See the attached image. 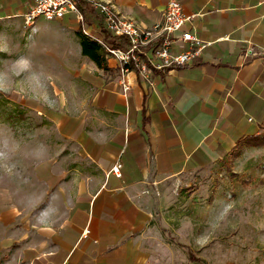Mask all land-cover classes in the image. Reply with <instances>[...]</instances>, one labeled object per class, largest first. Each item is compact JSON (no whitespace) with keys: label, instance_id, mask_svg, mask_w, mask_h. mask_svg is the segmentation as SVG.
<instances>
[{"label":"crops","instance_id":"crops-1","mask_svg":"<svg viewBox=\"0 0 264 264\" xmlns=\"http://www.w3.org/2000/svg\"><path fill=\"white\" fill-rule=\"evenodd\" d=\"M102 1L149 30L170 0ZM179 1L195 15L182 31L211 44L187 65L150 63L148 79L138 70L123 75L114 56L109 70L85 56L95 68L87 83L99 89L90 108L99 114H85L82 142L55 147L59 166L45 191L0 196V264H163L171 241L181 244L176 231L202 205L212 168L264 131V0ZM32 3L0 0V33L24 22ZM85 23L102 42L99 20Z\"/></svg>","mask_w":264,"mask_h":264},{"label":"rangeland","instance_id":"rangeland-1","mask_svg":"<svg viewBox=\"0 0 264 264\" xmlns=\"http://www.w3.org/2000/svg\"><path fill=\"white\" fill-rule=\"evenodd\" d=\"M85 21L71 14L0 33V196L45 191L59 166L55 147L82 142L85 114H99L90 108L99 89L87 70L95 68L79 38ZM255 147L212 168L214 180L198 193L202 205L176 231L181 244L171 241L163 264H264V145Z\"/></svg>","mask_w":264,"mask_h":264},{"label":"built area","instance_id":"built-area-1","mask_svg":"<svg viewBox=\"0 0 264 264\" xmlns=\"http://www.w3.org/2000/svg\"><path fill=\"white\" fill-rule=\"evenodd\" d=\"M80 0H33L29 11L25 14V23L34 28L41 20L63 19L67 15L75 14L77 19L84 22L78 2ZM91 2L100 11L105 19L106 28L114 35H125L130 38L131 44L127 49L106 47L109 56L117 58L121 64L122 74L131 70H138L145 78L151 74L150 63L158 68L172 67L175 65H187L192 63L211 42L203 40L196 33L182 31L186 22L192 16L185 14L183 5L179 0H170L163 14V20L152 29L142 30L131 18L122 16L109 2L102 0H86ZM180 41L185 48L181 52L173 51L175 35L181 32ZM84 32L88 34L87 30ZM159 40L158 47L149 56L147 48L153 42ZM124 92L130 90V84L121 79ZM121 164L113 168L120 175Z\"/></svg>","mask_w":264,"mask_h":264},{"label":"trees","instance_id":"trees-1","mask_svg":"<svg viewBox=\"0 0 264 264\" xmlns=\"http://www.w3.org/2000/svg\"><path fill=\"white\" fill-rule=\"evenodd\" d=\"M78 7L81 13L84 15L85 20L92 22L94 19L99 20V25L103 34L102 42L98 39H94L87 34H80V40L82 45V54L90 58L95 62L99 68L103 70H109L108 65V52L106 47L127 49L131 40L125 35L112 34L105 25V19L103 15L94 7V5L86 0H80ZM245 145L249 146H261L264 145V134L246 136L239 141V143L229 152L230 158L234 159L239 156ZM225 161V160H224Z\"/></svg>","mask_w":264,"mask_h":264},{"label":"clouds","instance_id":"clouds-1","mask_svg":"<svg viewBox=\"0 0 264 264\" xmlns=\"http://www.w3.org/2000/svg\"><path fill=\"white\" fill-rule=\"evenodd\" d=\"M25 66H26V62H25ZM3 86L2 85H0V88H2ZM0 155H2V153H0Z\"/></svg>","mask_w":264,"mask_h":264}]
</instances>
